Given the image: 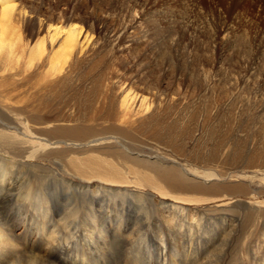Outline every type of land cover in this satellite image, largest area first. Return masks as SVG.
Here are the masks:
<instances>
[{"label":"rangeland","instance_id":"1","mask_svg":"<svg viewBox=\"0 0 264 264\" xmlns=\"http://www.w3.org/2000/svg\"><path fill=\"white\" fill-rule=\"evenodd\" d=\"M0 36L2 263L264 264V0H0ZM93 89L102 112L126 99L139 114L136 133L96 148L174 166L200 191L164 196L132 160L70 146L109 125L87 122ZM27 145L37 158L13 156ZM89 156L124 183L79 176Z\"/></svg>","mask_w":264,"mask_h":264},{"label":"bare ground","instance_id":"2","mask_svg":"<svg viewBox=\"0 0 264 264\" xmlns=\"http://www.w3.org/2000/svg\"><path fill=\"white\" fill-rule=\"evenodd\" d=\"M13 6H11V8L5 10L6 11V14L10 16V13L13 14ZM13 16V15H12ZM15 17V16H14ZM6 19V17H4ZM10 18V17H9ZM73 25V24H72ZM75 26V25H74ZM3 33V32H2ZM82 33V32H81ZM80 31L79 30H75V28H70L69 32H68V36L66 38V45H67V51L69 52V54L71 55V53L73 52V49L75 47V44L78 43L77 41V38H79L78 36L81 35ZM35 34V33H34ZM4 35V34H3ZM21 36V35H20ZM1 37V36H0ZM3 39V38H2ZM19 40V39H18ZM20 42V41H19ZM5 43H4V40H2V43L0 41V49L2 51V49H4V46ZM12 47V46H11ZM36 47V46H35ZM33 49V48H32ZM75 51V50H74ZM67 52V53H68ZM34 53V52H32ZM39 50H38V55H39ZM68 55V56H70ZM65 56V55H64ZM36 57V56H35ZM34 57V58H35ZM66 58V57H65ZM70 61V60H69ZM65 62V61H64ZM71 62V61H70ZM74 64V63H73ZM66 65V64H65ZM55 68V73L59 71H61L62 67H60V63H57L56 66L54 67ZM110 78V77H109ZM112 80V79H111ZM108 81V80H106ZM122 83V82H121ZM100 84V83H99ZM100 86V85H99ZM97 87L98 91L100 90L99 88L100 87ZM120 88V87H119ZM111 89V88H109ZM96 92V89H93V92H92V95L90 97V106L88 108H90V116L87 117L89 118L87 120V122H98V121H101V120H105L107 122H109V125L104 128L103 130H101L99 132L98 131H95L92 127L90 128H85V129H82V130H74L73 132H70L71 134V138L69 137V141L72 143H70L71 145L70 146H73V147H76L77 146V149L80 150L83 149L84 147L88 146V145H94L95 148H93V150L99 152L100 154L99 155H106V156H109L111 158H116L117 156V153H111L107 150H109L111 147H101L100 149L96 148L97 146L99 145H102V144H108L110 143L111 141L112 142H117V144H122V140L120 139V136H127L128 132L130 133V131H133L132 130V126L135 124V117L139 114H137V111H136V105L133 103L130 104V102L126 99L124 100H121V105H120V108H119V104L116 105V104H113L112 106L110 105L109 106V110L106 112H102L101 110H99L97 108V102H95V95L97 97V94H95ZM102 92V91H101ZM100 93V92H99ZM107 94V92H106ZM138 94V93H137ZM123 95V94H122ZM130 94H128L127 96H129ZM102 96V94H101ZM137 96V95H136ZM100 97V96H99ZM106 97V96H105ZM101 98V97H100ZM108 98V97H107ZM115 98V96H114ZM131 98V97H129ZM98 99V97H97ZM102 99V98H101ZM110 99V98H109ZM128 99V98H127ZM134 99V98H133ZM106 100V98H105ZM117 101V99H115ZM145 100H142V104L139 105L140 106V113H145V112H148L151 108L149 105H147V102H144ZM86 102V101H85ZM136 102V101H135ZM138 102H141L138 101ZM137 102V103H138ZM153 102V101H152ZM157 103V101H155ZM162 102V101H161ZM89 103V102H88ZM107 103V102H106ZM111 103V102H110ZM114 103V102H113ZM112 104V103H111ZM130 104V105H129ZM104 105V104H103ZM106 105V104H105ZM161 105V104H160ZM87 106V105H86ZM108 106V105H107ZM159 107V105H158ZM81 108H83L81 106ZM86 108V107H84ZM100 108V107H99ZM107 108V107H106ZM11 109V108H10ZM108 109V108H107ZM117 109V110H116ZM156 110V109H155ZM159 110V109H158ZM88 111V109H87ZM86 112V110H85ZM87 113V112H86ZM89 114V112H88ZM16 116V115H15ZM87 116V115H86ZM84 118V117H83ZM150 119V118H149ZM152 119V118H151ZM58 121V119H57ZM84 121V120H83ZM86 122V121H85ZM106 122V123H107ZM34 124V123H33ZM25 125V124H24ZM23 125V126H24ZM93 125V124H92ZM101 125V124H100ZM103 126V125H102ZM26 127V126H25ZM85 127V126H83ZM89 127V126H88ZM95 127V126H94ZM28 128V127H27ZM80 128V127H79ZM19 129H21L20 127L17 128L16 130L18 132ZM98 129V128H97ZM131 129V130H130ZM134 129V128H133ZM130 130V131H129ZM68 131V130H67ZM135 131V130H134ZM133 131V132H134ZM69 132V131H68ZM136 133V131L134 132ZM133 133V134H134ZM28 134V133H27ZM112 134H116L118 136H113ZM64 135V134H63ZM107 135H112V136H107ZM131 135V134H129ZM7 134H5V132H0V137H6ZM99 136V137H97ZM30 137V136H28ZM13 139V138H12ZM16 139V138H14ZM92 139V140H90ZM29 140V139H28ZM68 141V140H67ZM33 142V141H32ZM48 143L45 144V146H38L39 149L41 150H44L48 147L50 148H55L56 146H59V145H68L66 144V141H55V142H51V141H47ZM79 143V144H77ZM25 144H31L29 141H27V143ZM24 146V145H23ZM32 146V145H30ZM28 147V145H27ZM69 147V146H68ZM64 148V147H63ZM72 148V147H71ZM126 150V148H123ZM72 150V149H71ZM106 150V152H105ZM111 150V149H110ZM23 151V150H22ZM35 151V150H34ZM39 151V150H37ZM92 151V150H91ZM71 153H79L82 151H70ZM88 152V151H87ZM127 152V151H125ZM96 153V152H94ZM11 154V153H10ZM29 154V155H28ZM36 152L34 153H31V147H28L26 148V150L23 151L22 154H13L14 157H17V158H22V159H25V158H37V155L35 156ZM86 154V153H85ZM98 154V153H97ZM119 154V153H118ZM28 155V156H27ZM87 155V154H86ZM89 155V154H88ZM130 155V154H129ZM120 156V157H119ZM117 158L121 159L123 158L122 160H124V163H126L129 159L127 156L126 157H123L121 155H119ZM132 156V155H131ZM109 157H106V158H109ZM130 157V156H129ZM134 157V156H133ZM116 158V159H117ZM142 159V158H141ZM129 160H132V164L133 166L131 165L129 167V173L132 174V175H135L137 177V180L139 178V181L142 182L143 184L146 183L150 186V188H153L155 191L163 194L164 196H168L170 195L172 198L174 197L175 199H178V200H184V196L183 195V198L180 197V194H183L186 192H196V191H200L199 187L197 186H191V182L192 180H188V176L189 173L188 172H185V174L182 172V174L174 167V166H169V165H164L163 166V163L162 165H151L150 166H147V170L149 171H145L143 170V166L144 165H148V163H144L143 161L140 162L139 159H137L138 161H136L135 159H132L130 158ZM130 163V162H129ZM139 163H143V164H139ZM169 163V162H168ZM23 164V163H22ZM74 165V170L77 172V174L83 178H85V180H89L91 181L92 179H100L102 181H106V182H111V183H122V181L124 180V173H123V170L121 169L120 171V168L118 166L115 165V168L113 167V164L111 162H109L107 159L105 158H101V156H89L88 158H84V159H81V158H74L73 160V163ZM171 164V163H170ZM120 165V164H119ZM129 165V164H128ZM121 167V166H120ZM118 168V169H117ZM152 168V169H151ZM118 172H116V171ZM73 171V170H72ZM74 171V173H75ZM185 171V170H184ZM231 173V172H230ZM75 175V174H74ZM134 176V177H135ZM187 176V177H186ZM214 175H211V174H206L205 177L206 178H209L211 179ZM5 177V176H4ZM135 177V178H136ZM44 178V177H43ZM135 180V179H134ZM11 183V182H10ZM124 183V182H123ZM122 183V184H123ZM141 183V184H142ZM4 184V183H3ZM2 184V185H3ZM138 184V183H137ZM12 185V184H11ZM147 185V186H148ZM45 187V186H43ZM210 191H213L215 190L216 186L212 185L211 187H208ZM43 189V188H42ZM41 189V190H42ZM213 189V190H212ZM239 189V188H238ZM40 190V189H39ZM30 191V190H29ZM50 191V190H49ZM48 191V192H49ZM54 191V190H53ZM36 196H38L39 198V201L43 202L44 203L48 202V198L47 199V196H49V194L51 193H48L46 195V193H44L46 199H44L45 197H41L39 195V193L36 192ZM54 194V193H53ZM162 195V196H163ZM28 197H32L30 195V193L28 192ZM35 196V194L33 195ZM43 196V195H42ZM169 196V197H170ZM35 198V197H34ZM44 200H43V199ZM41 199V200H40ZM197 199V198H196ZM195 199V200H196ZM187 200V199H185ZM38 201V202H39ZM189 201V200H188ZM192 201V200H190ZM45 205V204H44ZM43 205V206H44ZM42 206V207H43ZM49 207V205H48ZM44 210H47L45 207H44ZM1 226V225H0ZM101 230V229H100ZM9 232V231H8ZM1 234V232H0ZM3 235V234H2ZM10 235V234H9ZM1 236V235H0ZM10 237V236H9ZM4 238V237H3ZM53 238V237H52ZM55 238V237H54ZM52 239V240H55V239ZM2 239V237H1ZM6 240V239H5ZM11 240V239H10ZM9 240V241H10ZM2 241V240H1ZM2 243V242H1ZM53 243V242H52ZM4 244V243H3ZM6 244V243H5ZM8 244V243H7ZM12 244V243H11ZM10 245V244H9ZM18 247V246H17ZM3 249V248H2ZM5 249V248H4ZM3 251V250H2ZM1 253V252H0ZM7 253V252H6ZM2 255V254H1ZM47 255V254H46ZM3 256V255H2ZM42 257V256H41ZM50 257V256H49ZM34 259V258H33ZM36 260V259H35ZM43 260V259H42ZM14 261V260H13ZM37 261V260H36ZM39 261V259H38ZM41 262V261H40ZM8 263V262H7ZM0 264H4L0 261ZM36 264H39L36 263Z\"/></svg>","mask_w":264,"mask_h":264}]
</instances>
